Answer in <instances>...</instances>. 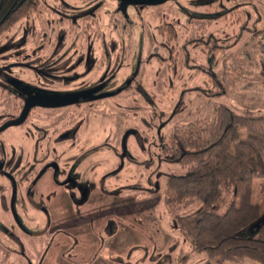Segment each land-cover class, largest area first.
<instances>
[{
	"label": "rangeland",
	"instance_id": "rangeland-1",
	"mask_svg": "<svg viewBox=\"0 0 264 264\" xmlns=\"http://www.w3.org/2000/svg\"><path fill=\"white\" fill-rule=\"evenodd\" d=\"M114 2L45 0L40 14L0 34V82L20 98L81 101L55 113L56 138L64 142L40 148L35 171L56 163L58 169H50L44 180L54 173L64 185L53 189L46 183L45 190L87 200V216L73 208V227L85 244L79 248L82 264H102L100 258L104 264H203L206 256L194 252L175 217L202 209L224 214L235 199L234 187L224 188L211 205L197 201L179 211L167 206L168 178L187 169L165 162L163 151L176 127L209 121L219 106L239 114L264 113V0H171L141 13L131 8L126 15L114 13ZM172 22L177 34L171 42L159 29ZM202 35L215 37L222 50L209 53L201 44H189L192 61L186 65V42ZM128 86L132 90L123 91ZM205 91L221 93L209 97ZM182 102V112L175 115ZM74 129L79 130L76 146L69 137ZM35 131L6 134V154L0 155V252L5 244L10 247L11 264H40L47 243L46 237H28L35 228L18 225L5 205L12 192L7 174L16 180L21 223L31 221L20 192L31 179L35 151L28 138ZM128 131L136 134L123 145ZM61 201L59 196L39 202L49 208ZM252 201L262 208L259 222L264 221V178L255 180ZM29 209L44 227V212ZM63 222L59 218L57 228ZM256 230L257 225L245 233L254 237ZM87 249L100 258L92 261ZM182 256L187 259L181 261Z\"/></svg>",
	"mask_w": 264,
	"mask_h": 264
},
{
	"label": "trees",
	"instance_id": "trees-1",
	"mask_svg": "<svg viewBox=\"0 0 264 264\" xmlns=\"http://www.w3.org/2000/svg\"><path fill=\"white\" fill-rule=\"evenodd\" d=\"M41 4L42 0H0V31L37 12ZM160 31L168 32L169 40L176 35V29L168 25ZM195 43L211 50L209 53L222 50L215 37L202 35L187 42ZM191 61L187 51L186 65ZM220 93L205 91L209 97ZM183 107L182 102L176 113ZM263 154L264 113L239 114L219 106L211 120L197 119L176 127L170 135L164 161L183 166L187 173L168 178L164 190L167 206L179 211L197 201L211 205L221 198L224 188L234 187L235 199L224 214L202 209L194 215L175 217L194 252L206 256L203 264H244L247 260L264 264V221L259 222L263 210L252 201L255 180L264 178ZM255 225L256 236L247 235L245 230ZM184 257L181 261L187 259Z\"/></svg>",
	"mask_w": 264,
	"mask_h": 264
},
{
	"label": "flooded vegetation",
	"instance_id": "flooded-vegetation-1",
	"mask_svg": "<svg viewBox=\"0 0 264 264\" xmlns=\"http://www.w3.org/2000/svg\"><path fill=\"white\" fill-rule=\"evenodd\" d=\"M168 1L159 5H135V4H126L127 0H115V2L113 3L114 4L113 7H114V13L126 15L129 12V9L131 8L133 9L132 10L133 12L141 13L150 7L160 6L167 3ZM44 6H45V0H42V4L39 10L24 19L31 18L35 14H40ZM17 23L12 25L11 27L15 26ZM174 24H177V22H172L171 25L170 24L167 25L169 27L175 28ZM11 27H9L4 31H0V34H3ZM159 32L162 35H167V38L169 40L168 32H161L160 29ZM195 39H191V40H195ZM173 40H169V41L172 42ZM187 42L184 47L185 54L187 53V45H189L187 44ZM131 90H132L131 86H128L125 89H123V91H127V92H130ZM106 96L107 95H103L101 96V98H104ZM4 104L6 105L5 107L6 109L0 111V155L6 154V148H7V140L5 139L6 134H8L11 131L12 132L27 131L26 134L31 135L33 134V131L36 130L35 131L36 134L32 137V139L29 140L28 138V142L30 141L29 143L32 146L33 150L35 151L33 156L34 165L29 169L27 174V178H31V179L30 182L26 184L25 190L20 192L23 201L25 199L27 200V202H24V206H23V210H26L28 212V214H25V216L28 219H30L31 217V221H29L28 225H24L23 223H21V217L15 205V201L18 195V190L15 186L16 180L14 177L7 174L5 176L7 177V181L11 183L10 185L12 188V192L11 195L5 196V199H7L5 205L8 210L12 211L14 216L13 219L18 223V225L20 224L23 225L27 230L33 227L35 228V230L33 229L31 236L28 235V237L32 238L33 240H44L45 237L47 238V243L45 244L44 251L40 255V259H39L40 264H78V263L82 264L83 262L82 260H80L81 258L79 256L81 255V253H79L81 252L79 251V248L85 246V244L82 238L81 237L79 238L77 236L79 234L77 228L73 227L75 225V223L73 222L76 216L75 212L73 211V208L76 206L77 209L76 211L79 212L81 216L83 217L87 216V213L84 211L85 206L87 204V200L86 199L83 201L78 200L75 195L72 196L70 193L69 194L65 192L57 193L58 190H54V191L45 190L46 183L53 186V189L54 187L56 188L64 185V182H61V185L58 184V182L55 179L54 173L51 176V180H49V182H46L44 180V177L47 175V172L50 169L53 170L58 169V165L56 163H51L46 165L45 168L43 167L42 170H40L39 172L35 171L36 166L38 165L37 162L41 160L39 159L38 156L39 149L48 146L53 147L64 142V141L59 142V140L56 138V134L58 132L57 116L59 115L55 113H57L60 109H65L64 107L80 106L81 101H77V100L70 101L69 98L60 99V100L47 99L36 96H31V97L25 96L24 98H20V96H17L14 90L9 85L0 82V106ZM177 111L178 108L176 112ZM176 112L175 115H177ZM20 119L23 120L22 123L18 125H14V122H18ZM78 135H79V130L75 131V129L74 131H72V135H69V137H71L72 146L77 145L76 142L78 141ZM16 137L17 136L14 135L12 138L14 139ZM128 138L124 140L125 139L124 136L123 145H125ZM49 188L51 189V187ZM5 192L8 193V191ZM59 196L62 199V201L59 203L52 202V204L49 205L50 206L49 208H45L44 205H42L41 202H39V201H43L45 198L51 202L52 199L58 198ZM60 205H63V207H60ZM30 206L31 208L38 207L39 210L44 212V216L46 217V224L44 227H42V224L39 221L34 219L35 215L33 212L30 211L29 209ZM60 210H63L64 212L63 215L58 214ZM59 218H63L64 222L63 224H61L63 228H57L58 225L57 220ZM37 227L40 228L38 231H36ZM85 232H87V230ZM16 238L20 244L19 246L21 247L22 240L18 235L16 236ZM87 246L92 248L94 245L92 243L91 244L87 243ZM87 251H88L87 255L88 253L90 254L89 258H91L92 261L100 258L99 256L100 253L98 251L93 253L92 250L87 249ZM25 254L26 252L23 253L24 256ZM11 257L12 255L10 253V247L7 244H5V249L3 250V252H0V264H11L12 262ZM100 259L102 260V262L100 261L102 264L106 262L102 258Z\"/></svg>",
	"mask_w": 264,
	"mask_h": 264
},
{
	"label": "water",
	"instance_id": "water-1",
	"mask_svg": "<svg viewBox=\"0 0 264 264\" xmlns=\"http://www.w3.org/2000/svg\"><path fill=\"white\" fill-rule=\"evenodd\" d=\"M168 0H127L126 4H135V5H159L162 4L164 2H166ZM22 119H20L18 122H14V125H18L20 123H22ZM136 132H128L125 135V139L126 140L130 135L135 134Z\"/></svg>",
	"mask_w": 264,
	"mask_h": 264
}]
</instances>
